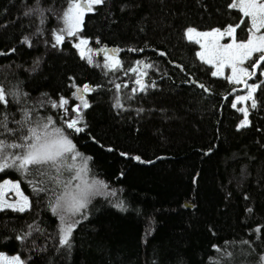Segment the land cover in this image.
I'll return each instance as SVG.
<instances>
[{"label":"trees","instance_id":"16d2710c","mask_svg":"<svg viewBox=\"0 0 264 264\" xmlns=\"http://www.w3.org/2000/svg\"><path fill=\"white\" fill-rule=\"evenodd\" d=\"M72 1L0 0V87L15 93L0 105V120L6 115L14 130L0 127V140L22 143L29 128L51 118L90 157L88 176L107 185V193L90 199L70 246L62 245L55 182L3 170L0 180H18L29 207L0 210V251L17 253L22 264H259L264 86L253 91L256 107L245 101L248 124L241 127V105L233 107L238 85L213 76L186 36L188 28L224 29L243 19L235 37L244 41L249 19L229 7L233 0H104L86 12L77 37L57 44ZM82 39L93 52L123 49L121 66L90 65L76 45ZM139 61L150 64L152 84L143 91L125 84ZM263 66L255 85L264 82ZM73 85L92 89L77 124L81 132L67 127L75 117ZM116 91L126 108L114 106ZM60 97L69 103L52 107Z\"/></svg>","mask_w":264,"mask_h":264},{"label":"snow or ice","instance_id":"6c2138e0","mask_svg":"<svg viewBox=\"0 0 264 264\" xmlns=\"http://www.w3.org/2000/svg\"><path fill=\"white\" fill-rule=\"evenodd\" d=\"M104 0H82V2H73L70 3L67 11L64 13V23L65 29H62V32H66L68 36L76 35L79 31L80 26L83 22V16L87 12L93 11V5H99L103 3ZM230 8H236L243 13L245 18L251 19V26L248 28L249 37L247 41H236V30L241 27V24L244 23V20H241V24H237L234 27L229 25L224 31L219 29H214L209 33H196L198 36L203 37H213V39L204 47V51L197 53V55L207 63H217L219 66L216 72H213V76L222 75V68L224 63L227 61L232 70V76L227 79L229 82L241 83L243 77L246 75L251 78L254 73L250 72L247 68L238 67L242 65L244 61L250 60L254 53H259L258 58L253 61L250 67L257 68L261 65H264V34L257 35L262 29H264V0H233L229 5ZM189 39L192 38V33L195 32V29L189 28L187 30ZM229 36L232 38V42L229 44H219V38L223 36ZM57 44L61 43L64 40V35H56L55 37ZM87 40H81L80 44H87ZM55 46V45H54ZM80 45H77L79 47ZM2 54V53H0ZM85 53L81 51L83 56ZM89 59H91L89 57ZM111 59V58H110ZM119 65V60H115L110 67H116ZM135 71V69H133ZM139 83V81H137ZM251 90L247 96L237 97V101L249 100L253 101L252 107H256L255 99L253 96V91L257 87L264 86L262 85H246ZM117 88L120 85L116 86ZM200 87H204L200 85ZM84 91H91L88 85L83 86ZM78 92L80 89L77 90ZM15 93L6 92L4 87H0V105L8 104V96H14ZM75 95V93H74ZM69 101L64 97H60L59 103L53 101L52 107H61L63 108ZM119 106V105H118ZM83 107L87 108L89 105L86 101L83 102ZM233 107H236V104H233ZM79 106L73 109V111H78ZM242 112L246 113V109H239ZM7 116L5 115L3 120H0V127L4 128L7 132L11 133L14 130L7 128L5 121ZM30 120V114L25 113V123ZM19 123V122H18ZM79 123L78 120H72L67 122V127L74 129L76 132L83 131V128L77 127ZM248 123L247 120L241 122V127L246 126ZM54 125V122L51 118H48L47 123H40L35 127L28 129L29 134L24 136L22 143H12L8 144L6 141L0 140V170L9 167H15L19 170H22L25 173H38L40 177H47V179L52 180L58 185H62L65 189L62 196L57 198V207L65 209L71 214L79 213L82 209L87 207L89 198L91 195L99 192L100 188H106L107 185H104L103 182H93V184H87L84 182L83 187L80 184L75 186V190L70 189L71 181L80 179V172H86V168H82L80 172H77L76 175L72 176L69 180L65 181L62 179L63 171H71L74 167L73 165L67 164L69 159L76 160L77 157H80L87 162L90 157H83V154L76 151V146L64 134L62 128L51 127ZM9 149H21L19 153H9ZM136 159H139L137 157ZM54 170L57 175L49 176V172ZM41 183H44L45 180L41 179ZM18 188V185H14ZM95 189V191L93 190ZM44 190V189H38ZM3 207L12 208L14 211L23 212L27 207V198H25V206L16 207L15 205H3L0 206V210H3ZM123 207V205H120ZM56 210L55 208L53 209ZM61 220H64V217H61ZM73 225L71 223L67 224L65 228L62 229L63 235L61 237L60 243L62 245L70 246V236L72 234ZM26 237H19V239H24ZM0 264H22L19 257H13L9 260L6 257L0 259Z\"/></svg>","mask_w":264,"mask_h":264},{"label":"rangeland","instance_id":"374dc122","mask_svg":"<svg viewBox=\"0 0 264 264\" xmlns=\"http://www.w3.org/2000/svg\"><path fill=\"white\" fill-rule=\"evenodd\" d=\"M73 2H82V0H73L70 3H73ZM84 2H86V0H84ZM70 3H69V5H70ZM69 5L65 9L64 13L67 11ZM64 13H63V15L61 17L62 24L60 26V29L55 33V37L58 34L59 35H64V38L65 37H69L66 34V32H62V29H65V23H64V19H63ZM248 19H249L250 26H251V19L250 18H248ZM191 29H194V28H191ZM214 29H216V28H212V29L204 30V31H199V30L195 29V32L192 33V38L190 40L194 41L198 45L197 53H200V52L204 51V47H202V46H207V44L213 39V37L198 36L196 33H209V32H212ZM224 29H219V30L220 31H224ZM187 30H186V36L189 39ZM261 34H264V29H262L260 33H257V35H261ZM74 36H76V37L78 36V31H77L76 35H74ZM247 39L244 40V41L246 42ZM55 42H56V39H55ZM218 42L221 45L229 44V43L232 42V38L227 36V35H225L222 38H219ZM237 42H241V41H237ZM76 45H80L79 46L80 54H81V51H83L85 53L83 56L86 58L88 63L90 65L96 67V68H99V69L105 70V71H110V70H113L115 68H119L121 66V62H120V60L118 58V55H116L114 53H109V52H106V51L93 52V51H91L88 48L87 44L81 45L80 44V40H79V44H76ZM84 48H86V49L83 50ZM254 56L258 57L259 53H254L252 58ZM89 57L91 59H89ZM197 57L201 60V58L198 55H197ZM115 60H119V65L116 66V67H110V65L113 64ZM201 61L205 62L204 60H201ZM248 61L249 60L244 61V63L242 65H238V67L247 68L250 72H253V68L252 67L250 68V67H248L246 65ZM137 63L140 64V61L137 62ZM205 63H207V62H205ZM207 64L211 66L212 73L217 71V68L219 66L217 63L214 62V63H211V64L210 63H207ZM258 68L259 67H257L256 71L258 70ZM259 72H260L261 76L264 78V66L259 69ZM224 75H227L228 77L232 76L231 66H230V64L227 61L224 63V66L222 68V75H219V76H224ZM254 75L251 78H249V77H247L245 75L243 77V81L241 83H236L238 85V87H237V91H235V94H234L233 104L234 103L235 104L239 103L241 105V108L246 109L244 107V103H245V101H248V100L237 101L236 98L239 97V96H247L248 95V93H249V91L251 89L249 87H247L246 85H253L251 80L254 77ZM135 79H134L133 84H132L133 87L136 89V91H143V90H141L142 89L141 88V83L140 82L137 83V81H135ZM78 89H80L79 92L77 91ZM74 93H75V95H74ZM86 93H87V91H84L83 87H79V86L73 85V93H72L73 104H72V109L76 108V106H79V110L78 111H74L75 117H73V120L80 121L81 114H82V111L84 109L83 102L86 101L87 104H88V99H87ZM113 104H114V106L116 108H119V109L126 108L119 91H116V93L114 94ZM245 120L248 121L247 110H246V113L243 112V119L241 120V122L245 121ZM47 122L48 121L46 120L45 123H47ZM241 122H240L239 125H241ZM35 126H37V125H35ZM53 126L57 127V128H61V127H58V125H56V124L50 125V128L53 127ZM62 129L64 131V134L67 135L66 131L64 130V127H62ZM8 151H9V153H19L22 150L21 149H9ZM67 164L73 165L74 167L72 168L71 171H68V170H64L63 171L62 179L65 180V181L69 180L72 176L76 175L77 172H80V170L82 168H86L87 169V162L85 163V161L83 159H81L80 157H77L76 160L69 159L67 161ZM9 168H15V167H9ZM5 169H8V168H5ZM5 169H3V170H5ZM3 170H0V172H2ZM56 175H57V173H56ZM85 181L87 182V184H93V182H96L94 180H90V178L88 176V170L86 172H80V179L71 181L70 189L71 190H75V186L77 184H80L81 187L85 186L84 185ZM14 185H18V188L15 187ZM55 185H56V187L58 188L59 191H58V196L55 198L53 209L55 208L56 209L55 210L56 213H58V219H59V223H60V226H61V230L63 228H65L67 226V224H69V223H71L73 225V227H74L76 222L79 221L81 218H83L85 216V211H86L87 207L82 209L81 212L75 213V214H71V213L67 212L65 209L57 207V198L63 195L65 189H64V187L62 185H58L56 183H55ZM93 190L95 191V189H93ZM106 193L107 192H106L105 189L100 188L99 192H97L96 194L90 196L89 201H90L91 198H94L95 196L96 197H98V196L99 197H103ZM25 198H27V207H26V209H27L29 207V200H28L27 195L22 191V189L20 187V184H19V181L16 180V179H12V178H4V179L0 180V206L11 204V205H15L17 208L18 207H22V206H25ZM88 203H87V205H88ZM4 209L13 210L12 208H9V207H3V210ZM62 216L64 217L63 221L61 220ZM62 234H63V232H62ZM3 257H6L9 260H11V258H13V257H19V255L17 253L7 254L5 252L0 251V259H2ZM19 259H20V257H19ZM20 261H21V259H20ZM259 264H264V254L261 257V260H260Z\"/></svg>","mask_w":264,"mask_h":264},{"label":"flooded vegetation","instance_id":"af4514ba","mask_svg":"<svg viewBox=\"0 0 264 264\" xmlns=\"http://www.w3.org/2000/svg\"><path fill=\"white\" fill-rule=\"evenodd\" d=\"M85 49L86 48H84L83 50ZM149 66L150 64L145 61L144 62L142 61L140 64L135 62L128 70V77H127L128 79L127 81H125V84L133 87L132 84L134 79L136 78L135 81H139L141 83V88H142L141 90L147 88L149 85L152 84L148 76ZM133 69H135V71H133Z\"/></svg>","mask_w":264,"mask_h":264},{"label":"water","instance_id":"95a60500","mask_svg":"<svg viewBox=\"0 0 264 264\" xmlns=\"http://www.w3.org/2000/svg\"><path fill=\"white\" fill-rule=\"evenodd\" d=\"M104 51H106V52H109V53H114V54H116V55H119L122 51H123V49H116V48H113V49H111V48H108V49H105ZM158 52V51H157ZM158 54H160V55H163V52H158ZM256 69L257 68H253V73L255 74L256 73Z\"/></svg>","mask_w":264,"mask_h":264}]
</instances>
